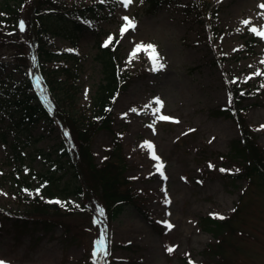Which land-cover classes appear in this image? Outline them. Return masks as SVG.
<instances>
[{"label": "rangeland", "instance_id": "374dc122", "mask_svg": "<svg viewBox=\"0 0 264 264\" xmlns=\"http://www.w3.org/2000/svg\"><path fill=\"white\" fill-rule=\"evenodd\" d=\"M188 1L168 0L152 9L145 0H131L127 6L122 0H64L68 6H105L106 18L96 22L101 39L106 43L113 38L109 43L116 44L122 67L130 71L113 103L112 129L121 134L126 174L133 178L139 208L128 207L109 220L84 163L77 179L65 170L57 173L71 185L82 183V198L61 199L59 213L42 207L38 216L23 217L24 205L14 200L5 178L13 165L0 143V262L93 264L94 241L106 231L109 255L103 264H264V189L255 177L249 183L233 176L245 164L234 149L240 131L232 118L219 113L229 105L228 84L248 87L251 93L242 103L246 109L240 118L264 151V39L249 30L264 25V9L258 7L264 0H206L200 7ZM24 2L18 24L23 20L25 30L21 32L17 24L12 34L2 30L0 35V63L5 64L0 77L22 74L23 66L14 67V51L4 39L28 37ZM124 17L135 27L121 36ZM245 20L251 23L245 25ZM250 38L256 43L247 47ZM49 42L55 51L70 50L62 37ZM95 42V35L85 32L74 50L79 110L89 106L103 77ZM138 44L154 45L164 67L154 71L146 51L133 55ZM24 51L26 69L31 74L36 68L40 78L35 47ZM157 98L162 106L155 103ZM32 134L42 138L37 143L30 140L25 151L35 147L54 157L69 146L57 120L39 122ZM111 141L109 131L93 137L90 150L95 162L103 160ZM33 157L30 164L35 170L48 166L45 157ZM158 165L163 167L158 170ZM220 216L228 223L214 231V224L205 221Z\"/></svg>", "mask_w": 264, "mask_h": 264}, {"label": "trees", "instance_id": "16d2710c", "mask_svg": "<svg viewBox=\"0 0 264 264\" xmlns=\"http://www.w3.org/2000/svg\"><path fill=\"white\" fill-rule=\"evenodd\" d=\"M145 1L148 8L156 9L157 5L168 0ZM205 2L206 0L189 1L197 7L203 6ZM24 4V0H0V35H4L2 30L10 32L7 34L17 30L18 13ZM26 6L28 37L4 39L8 48L14 51V67L23 66L19 70L22 74L19 78L12 77L11 73L0 77V143L6 148V157L13 165V170L5 178L14 200L24 205L23 217L38 216V209L42 207L59 213L60 208L56 201L60 197L66 199L73 196L75 200L82 198V183L71 185L68 180L62 181L57 173L65 170L64 172L77 179L83 174L84 168L81 164L84 163L90 171V174L86 173V177L89 175L92 183L99 188L103 209L109 220L116 219L128 207L138 211L140 199L133 188V178L126 174L129 167L122 153L121 134L112 129L113 103L118 90L129 80L130 71L122 67L116 44L105 45L101 39V30L96 22L106 18L103 16L105 6L100 3L68 6L64 0H27ZM85 32L96 37L95 58L101 66L103 77L90 99L89 106L79 110L75 105L78 57L74 50ZM53 37L67 40L71 50H53L49 42ZM251 43H255L254 38L248 39L245 46L248 47ZM34 47L43 76L42 89H46L45 95L52 100L53 117L33 92L25 67L28 58L24 48ZM43 62L48 67H44ZM4 65L0 63V69ZM10 72L16 73L17 69H11ZM227 92L228 98H231L229 105L219 113L236 122L240 135L234 149L245 162L240 172L233 176L236 179L243 177L249 183H254L255 177L264 189V151L256 144L255 136L243 125L240 118L246 109L242 103L251 92L248 87H238L235 84H228ZM55 118L68 134L67 141L72 147L68 146L67 150L54 157L35 147L32 148L33 152L25 151L30 140L37 143L42 138L41 134H32L37 124L41 121L54 124ZM100 131H109L112 134V143L106 149L103 160L95 162L90 146L93 137ZM31 155L45 157L48 166L35 170L30 164L34 158H30ZM28 157L29 161H26ZM63 157L65 160H62ZM74 159L75 162H72ZM83 182L86 187L87 183L84 180ZM53 199L55 202H51ZM205 222L208 226L210 223L214 224L211 229L216 231L217 226L220 228V224L228 223V218H207Z\"/></svg>", "mask_w": 264, "mask_h": 264}, {"label": "snow or ice", "instance_id": "6c2138e0", "mask_svg": "<svg viewBox=\"0 0 264 264\" xmlns=\"http://www.w3.org/2000/svg\"><path fill=\"white\" fill-rule=\"evenodd\" d=\"M99 2L103 3L104 0H99ZM122 3H124L125 6H127V4L131 3V0H122ZM258 7L261 8V9H264V3L258 5ZM123 19L126 21V24H125L124 26H122L121 29H120V34H121V36H123L124 33H125L126 31H128L129 29L135 27L134 23L130 20V18H128V17H124ZM243 23H244L245 25H248V24H250L251 22L248 21V20H245ZM18 27H19V30H20L21 32H23V31L25 30V22H24L23 20H21V21L19 22V24H18ZM249 30H250L253 34H255L256 36L260 37L261 39H264V25H262L259 29L256 28V27H252V28H250ZM112 39H113V38L110 36V37L108 38V41H106V45H107L108 42L112 41ZM141 50L146 51V52L148 53V55H149V59L152 61V64H153V70H154V71H155V70H159V69H161V68L164 67V65H163L162 63H159V53L156 51V48H155L154 45H152V44H147V45H144V44H138V45L136 46V48L133 50V53H132V54H133V55H136V53H137L138 51H141ZM255 74H256V75H260L261 73H260V72H257V73H255ZM229 99H231V98H229ZM155 103H156L157 105L162 106V102L160 101L159 98H157V99L155 100ZM159 110H160L159 107H157V108L155 109L156 112H159ZM133 111H135V109H133ZM159 118H160L161 120H165V121L171 119V118L168 117V116H160ZM262 127H264V126H262ZM65 135L67 136L68 134L65 133ZM146 144H147V147H148L149 149H152L153 146H152L151 144H148L147 142H146ZM153 158L155 159L156 157L153 155ZM162 167H163L162 165H158V170H159L160 168H162ZM221 171H224V169H221ZM57 203H59V201H57ZM98 211H100L101 214H102V210H98ZM219 218H220V219H223L224 217L220 216ZM168 226L171 227L170 225H168ZM167 251L172 252L173 249H172V248H168ZM108 255H109L108 238H107V233H106V231H105L104 233L101 234V236H100V238H99L98 240L94 241V246H93L92 256H93L94 258H96V259L93 260V264H96V260H97V259H99V260H106V257H107ZM0 264H3V262H0Z\"/></svg>", "mask_w": 264, "mask_h": 264}]
</instances>
